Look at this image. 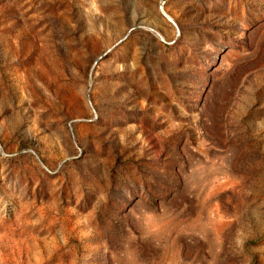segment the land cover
<instances>
[{
	"label": "rangeland",
	"instance_id": "rangeland-1",
	"mask_svg": "<svg viewBox=\"0 0 264 264\" xmlns=\"http://www.w3.org/2000/svg\"><path fill=\"white\" fill-rule=\"evenodd\" d=\"M0 264H264V0H0Z\"/></svg>",
	"mask_w": 264,
	"mask_h": 264
}]
</instances>
